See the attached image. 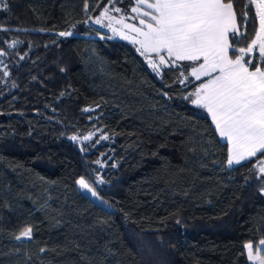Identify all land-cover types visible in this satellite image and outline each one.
<instances>
[{"label": "trees", "instance_id": "trees-1", "mask_svg": "<svg viewBox=\"0 0 264 264\" xmlns=\"http://www.w3.org/2000/svg\"><path fill=\"white\" fill-rule=\"evenodd\" d=\"M246 3L235 0L238 20ZM103 6L0 3V264H250L244 245L264 239L258 164L227 168L173 72L155 76L130 44L100 39ZM248 16L240 46L259 27L254 6ZM80 177L108 209L78 192ZM29 226L33 238L16 240Z\"/></svg>", "mask_w": 264, "mask_h": 264}, {"label": "snow or ice", "instance_id": "snow-or-ice-1", "mask_svg": "<svg viewBox=\"0 0 264 264\" xmlns=\"http://www.w3.org/2000/svg\"><path fill=\"white\" fill-rule=\"evenodd\" d=\"M119 2L106 0L111 8L101 7L99 15L92 20L112 33L107 37L97 33L100 39L128 40L137 46L136 51L157 76H162L165 70L173 72L176 76L173 82L189 89L182 98L207 113L215 132L225 142L227 167L233 169L252 161L259 165L257 170L264 177V0H247L239 20L235 0H133L128 10L132 16L117 6ZM251 6L255 8L259 27L254 38L240 46L246 35ZM129 19L138 24L128 23ZM57 35L65 37L74 33ZM15 43L19 42L13 46ZM4 55L0 51V57ZM92 136L89 133L82 139L91 141ZM70 139L76 141L78 137ZM108 139L101 135L95 143ZM95 163L101 164V161ZM97 182L103 183L99 178ZM76 183L99 199L95 188L84 177ZM260 191L264 194V187ZM176 222L179 224L180 220ZM32 238L30 226L15 236L16 240ZM244 248L252 264H264V239L255 247L248 242Z\"/></svg>", "mask_w": 264, "mask_h": 264}, {"label": "rangeland", "instance_id": "rangeland-1", "mask_svg": "<svg viewBox=\"0 0 264 264\" xmlns=\"http://www.w3.org/2000/svg\"><path fill=\"white\" fill-rule=\"evenodd\" d=\"M113 15H116V14H113ZM120 15H123V13H120ZM128 15L129 16H132V15H134V14H132L130 11L128 12ZM127 22L128 23H133V24H138V21H135V20H131V19H129V20H127ZM106 23V22H105ZM87 24H90V22L88 21V23ZM97 27H100L99 25H97ZM101 31L103 32V33H108V34H111L112 35V33L110 32V31H108L106 28H101ZM65 37H68V36H65ZM115 38H117V39H119V40H122V39H120L119 37H115ZM122 41H124V42H126V43H128V44H130L133 48H134V50H135V52H136V54H137V56H138V58L140 59V61L155 75V76H157L152 70H151V68L147 65V63H146V61L144 60V58L142 57V56H140L139 55V53L136 51V47L137 46H135V45H133V44H131L128 40H122ZM0 61H3V63L2 64H0V71L1 72H3V74H4V76L6 77L7 75H5V72H6V64H5V58H4V56H2V57H0ZM7 73V72H6ZM205 114H207L206 112H204ZM208 116V115H207ZM210 118V117H209ZM214 126V125H213ZM219 137V136H218ZM219 139H220V137H219ZM221 140V139H220ZM222 141V140H221ZM224 142V141H223ZM227 166V165H226ZM258 167H259V165H257V167H256V169H258ZM228 168V167H227ZM257 174L260 176V174H259V172H258V170H257ZM76 186H77V190H78V192L81 194V195H83V196H85V197H87V198H89L91 201H93L95 204H97V205H99V206H101V207H103V208H105V209H108L107 208V205H105L103 202H101L99 199H97V197H93L90 193H88V192H86L85 190H82V189H80V187H79V185L78 184H76ZM263 196H264V194H262ZM18 241H28L27 239H22V240H18ZM245 251H246V249H245ZM246 253H247V251H246Z\"/></svg>", "mask_w": 264, "mask_h": 264}, {"label": "crops", "instance_id": "crops-1", "mask_svg": "<svg viewBox=\"0 0 264 264\" xmlns=\"http://www.w3.org/2000/svg\"><path fill=\"white\" fill-rule=\"evenodd\" d=\"M246 255H247V253H246ZM249 263H250V264H252V262H251V261H249Z\"/></svg>", "mask_w": 264, "mask_h": 264}]
</instances>
